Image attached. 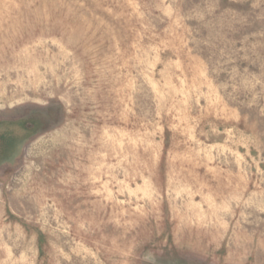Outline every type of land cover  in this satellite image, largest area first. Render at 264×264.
<instances>
[{
    "label": "rangeland",
    "instance_id": "rangeland-1",
    "mask_svg": "<svg viewBox=\"0 0 264 264\" xmlns=\"http://www.w3.org/2000/svg\"><path fill=\"white\" fill-rule=\"evenodd\" d=\"M2 144L0 264H264V0H0Z\"/></svg>",
    "mask_w": 264,
    "mask_h": 264
},
{
    "label": "crops",
    "instance_id": "crops-1",
    "mask_svg": "<svg viewBox=\"0 0 264 264\" xmlns=\"http://www.w3.org/2000/svg\"><path fill=\"white\" fill-rule=\"evenodd\" d=\"M13 132H15V131H13ZM24 133H25L24 131L23 132L22 131L17 132V136H16L15 140L13 141L12 146L10 147L12 149V152L14 151V153H15V151H16V153H18L19 149L23 146V144L27 138ZM0 147L3 148L4 145L2 144Z\"/></svg>",
    "mask_w": 264,
    "mask_h": 264
}]
</instances>
